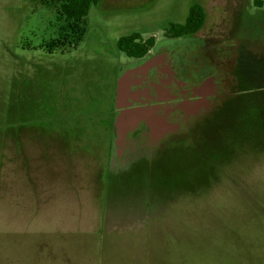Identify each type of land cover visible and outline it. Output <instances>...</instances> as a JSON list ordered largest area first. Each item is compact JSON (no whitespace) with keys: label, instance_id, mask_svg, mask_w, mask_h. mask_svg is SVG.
<instances>
[{"label":"rangeland","instance_id":"374dc122","mask_svg":"<svg viewBox=\"0 0 264 264\" xmlns=\"http://www.w3.org/2000/svg\"><path fill=\"white\" fill-rule=\"evenodd\" d=\"M48 1L0 0V264H13L9 160L18 171L29 160L23 155L13 162L24 147L9 138L20 128L27 139L38 129L42 140H67L60 181L66 182L62 202L72 205L66 208L72 215L64 222L73 216L78 237L86 220H102L99 208L109 199L111 210L124 207L120 217L111 213L118 227L138 226L137 217L154 215L137 232L113 234L111 243L101 231L90 237L94 249L79 250L89 264H264V0H100L85 17L78 45L53 52L44 43L58 29V2ZM194 3L205 9L204 26L192 35L166 37L169 24L184 23ZM135 32L155 40L140 58L117 46L121 36ZM212 74L221 82L227 77L223 84L233 92L223 100L220 118L191 140L189 132L182 137L185 155L180 145L161 154L153 177L138 178L135 194L127 192L131 179L125 177L107 194L100 173L112 125L136 109L158 112L161 95L175 99L181 88ZM199 117H192L193 127ZM78 139L86 144L74 145ZM133 204L142 211L135 214ZM17 208H28L27 220H37L31 207ZM26 242L31 245V238L24 235L20 245L17 237L21 255L31 251Z\"/></svg>","mask_w":264,"mask_h":264},{"label":"crops","instance_id":"0c3cea01","mask_svg":"<svg viewBox=\"0 0 264 264\" xmlns=\"http://www.w3.org/2000/svg\"><path fill=\"white\" fill-rule=\"evenodd\" d=\"M214 80L213 78L211 81ZM211 81L206 80L201 89L203 91H197L196 94L198 96L203 95V97L186 99L183 103L179 102L176 106L179 114L185 113L189 115L194 112L197 114L202 111L198 122L204 127L210 120H217V118L214 120L210 118L212 115L209 108L211 107V101L206 96L210 86H212ZM167 99L169 98L166 96L165 100ZM170 108H172L171 103L167 104V112L165 114L161 111L159 112V109L157 112L156 108L154 110H151L150 107L136 109L131 113L128 112V115L123 116L112 125L107 159L100 173L105 176L104 187L107 194H111L113 184L116 183L115 180L118 181L121 177L131 179L125 187H127V192L135 194L136 189L140 186L138 180L142 176L145 175L146 178L150 179L153 177L154 163L161 154L173 151L174 147L180 145L178 149L180 152L182 151L180 155H185L187 151L185 147L181 146L182 137L189 132L188 136L190 137L188 138L191 140L193 135L200 131L196 127L198 123L196 122V126L193 127L192 118L187 124L184 121L170 120L167 115L171 111H175ZM203 108L204 110H202ZM232 112L235 115L234 109H232ZM19 130H23V136L27 134L25 129L20 128ZM20 131L18 133L11 131L9 138L14 141L15 146L24 147L23 153H14L13 162L19 163L23 155L26 159H29L27 161L24 159L27 169L21 171H18V169L11 170L12 163L9 160V174L13 176L8 201L9 218L13 216L10 219L9 229L10 233H13L12 242L14 245L11 247L10 243L8 252L13 264H19V261L22 260L19 258L21 254L17 251V246L19 247L17 237H20V245L24 235L26 241L28 237L31 238V245L26 242V246L28 244V249L31 251L21 255L25 259V261H22L23 264H89L90 260H86L88 256L80 254L79 250L81 246L86 252L93 250L95 247L93 241L95 239L92 242L88 239L95 236L98 231H101L103 235H108L111 243L113 234H122L123 236V234H129L130 231L137 232L143 226H146L147 218H154L153 214L146 215L143 213L142 217H137L138 226L135 223L130 226L127 225L125 228L118 227L116 226V221L111 219V213L115 212L119 216L124 207L121 206L119 209L111 210L114 201L112 202V199H109L102 206L103 209L99 208L101 213L104 211L102 220L97 221L94 216L92 221H85L87 223L84 224L85 228L82 230L83 236L81 237H87V239L82 241L81 237H78L79 232H81L79 231V225L77 222L72 221L74 220L73 216L69 218V221L64 222V218L69 217L71 214L67 213L70 210L66 208L72 206H65L62 202L63 197L67 196L68 192L64 194L66 182L64 184L63 181H60L64 175L63 156L61 153L62 151L64 152L66 144L68 145L67 140L62 136L50 139L44 138L42 140L41 136L45 137L44 132L38 131V129L31 131L29 135L32 134V136L27 139L26 137H21L22 132ZM12 135L13 137H11ZM167 136L168 138L165 139ZM81 140L74 141V145L86 144V142ZM164 140H166V143L162 144ZM30 146L33 148H28ZM30 152L35 153L33 155ZM65 177H69V175ZM79 194L80 191L78 190L77 196ZM19 204L24 207L27 205L34 209L37 213L35 217L37 220L28 221L27 218H31L29 215L32 212H28V208L25 210L17 208ZM130 209L134 213L135 211H142L137 209L135 204ZM102 225L103 229L100 228ZM97 236L99 237V235Z\"/></svg>","mask_w":264,"mask_h":264},{"label":"trees","instance_id":"16d2710c","mask_svg":"<svg viewBox=\"0 0 264 264\" xmlns=\"http://www.w3.org/2000/svg\"><path fill=\"white\" fill-rule=\"evenodd\" d=\"M56 21L58 29L54 37L44 43L49 52L61 47H75L83 39L86 32V21L92 4L100 0H56ZM42 4H50L48 0H41ZM262 1L257 0L255 4ZM206 13L204 7L194 3L189 7L188 15L184 23H170L165 29L164 35L177 38L197 33L205 24ZM155 45L153 36L143 39L139 33L121 36L117 46L121 52L129 57L140 58L146 55Z\"/></svg>","mask_w":264,"mask_h":264},{"label":"flooded vegetation","instance_id":"af4514ba","mask_svg":"<svg viewBox=\"0 0 264 264\" xmlns=\"http://www.w3.org/2000/svg\"><path fill=\"white\" fill-rule=\"evenodd\" d=\"M214 77L215 76L213 74L209 75V77H208V75H205L203 80L201 81V83L198 86H190L189 88H186L185 90H183L182 88L181 89L179 88L180 89L179 93L177 92L174 95L176 96L177 99L179 98L181 100V102L183 100H186V99H194V98H198V97L201 98V96L203 97V95L198 96V94H196L197 91L202 89V86L204 85L206 80L211 81ZM172 79H174L175 84H177V87H179L180 84L177 83L175 78L172 77ZM227 80H228L227 77H223V79H222V81L224 82L225 85L229 82V80H228V82H227ZM211 82H212V86H210V90L206 96L211 101L210 102L211 107H209V108H210L212 115L210 116V118L212 120H214L216 118H220V115L222 113L221 111L223 108V106H222L223 100L225 98H229V95L233 94V92L227 91V86H225L223 84V82H221L220 80L219 81L214 80ZM201 91H203V90H201ZM165 97H166L165 95L160 96V99H159L160 101L158 102L160 105L159 112L161 111L162 113L165 114L167 112V104L171 103L172 108H170V109H172V110L174 109L175 111H171L169 113V115H167L168 116L167 118H169L172 121L175 119L176 121H184L187 124L188 121L190 120V118L195 117V116H199L200 114H202V111L200 113H197V114H195V112L190 113L189 115H186L185 113L179 114L176 106L178 105V103L180 101L179 102L175 101L176 98L175 99L169 98V99L165 100ZM173 107H175V108H173ZM215 109H217L218 111L216 114L213 115V111ZM202 110H204V108ZM200 126H202V124L198 123L196 127L199 129Z\"/></svg>","mask_w":264,"mask_h":264}]
</instances>
